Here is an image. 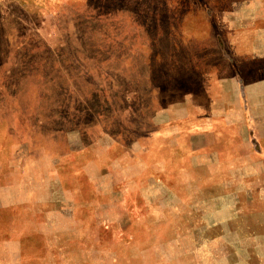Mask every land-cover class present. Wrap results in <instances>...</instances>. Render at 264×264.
<instances>
[{
  "label": "rangeland",
  "instance_id": "1",
  "mask_svg": "<svg viewBox=\"0 0 264 264\" xmlns=\"http://www.w3.org/2000/svg\"><path fill=\"white\" fill-rule=\"evenodd\" d=\"M0 264H264V0H0Z\"/></svg>",
  "mask_w": 264,
  "mask_h": 264
},
{
  "label": "trees",
  "instance_id": "2",
  "mask_svg": "<svg viewBox=\"0 0 264 264\" xmlns=\"http://www.w3.org/2000/svg\"><path fill=\"white\" fill-rule=\"evenodd\" d=\"M22 209V208H21Z\"/></svg>",
  "mask_w": 264,
  "mask_h": 264
}]
</instances>
